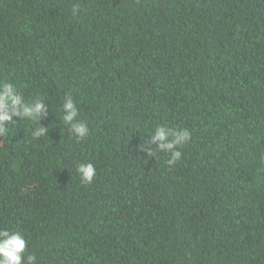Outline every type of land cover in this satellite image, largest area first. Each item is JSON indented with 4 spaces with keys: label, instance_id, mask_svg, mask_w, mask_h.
<instances>
[{
    "label": "trees",
    "instance_id": "1",
    "mask_svg": "<svg viewBox=\"0 0 264 264\" xmlns=\"http://www.w3.org/2000/svg\"><path fill=\"white\" fill-rule=\"evenodd\" d=\"M0 80L49 107L0 137V227L36 264H264V0H0ZM158 125L191 134L174 167Z\"/></svg>",
    "mask_w": 264,
    "mask_h": 264
},
{
    "label": "clouds",
    "instance_id": "2",
    "mask_svg": "<svg viewBox=\"0 0 264 264\" xmlns=\"http://www.w3.org/2000/svg\"><path fill=\"white\" fill-rule=\"evenodd\" d=\"M78 12L79 5H74L73 15ZM62 112L63 124L69 127L70 133L76 139H84L89 135V127L80 120L79 108L71 96L63 102ZM48 116L49 107L43 98L27 100L14 83L0 80V137L8 136L10 126L21 120L37 125L31 130L33 139L48 136V127L41 123ZM190 139L191 134L186 128L158 125L142 149L147 150L149 157H153L156 151L164 153L167 156L166 165L171 168L182 160L181 149ZM151 145H156L155 150ZM75 171L85 185L91 184L96 177V168L91 162L78 164ZM27 243L20 231L0 227V264H36L34 254L25 255Z\"/></svg>",
    "mask_w": 264,
    "mask_h": 264
}]
</instances>
